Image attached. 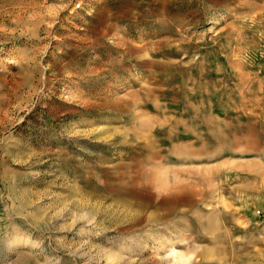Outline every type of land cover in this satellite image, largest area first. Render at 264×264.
Masks as SVG:
<instances>
[{
  "label": "rangeland",
  "instance_id": "1",
  "mask_svg": "<svg viewBox=\"0 0 264 264\" xmlns=\"http://www.w3.org/2000/svg\"><path fill=\"white\" fill-rule=\"evenodd\" d=\"M0 264H264V0H0Z\"/></svg>",
  "mask_w": 264,
  "mask_h": 264
}]
</instances>
